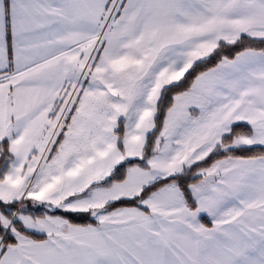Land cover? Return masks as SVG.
I'll use <instances>...</instances> for the list:
<instances>
[{
	"label": "snow or ice",
	"instance_id": "6c2138e0",
	"mask_svg": "<svg viewBox=\"0 0 264 264\" xmlns=\"http://www.w3.org/2000/svg\"><path fill=\"white\" fill-rule=\"evenodd\" d=\"M0 264H264V0H0Z\"/></svg>",
	"mask_w": 264,
	"mask_h": 264
}]
</instances>
